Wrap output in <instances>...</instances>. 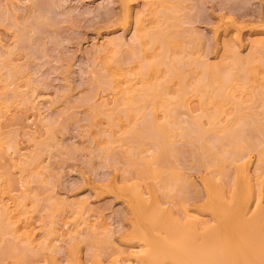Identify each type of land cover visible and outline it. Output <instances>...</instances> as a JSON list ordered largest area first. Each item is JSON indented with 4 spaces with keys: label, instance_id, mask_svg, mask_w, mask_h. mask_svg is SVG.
Segmentation results:
<instances>
[{
    "label": "rangeland",
    "instance_id": "374dc122",
    "mask_svg": "<svg viewBox=\"0 0 264 264\" xmlns=\"http://www.w3.org/2000/svg\"><path fill=\"white\" fill-rule=\"evenodd\" d=\"M263 131L264 0H0V264H264Z\"/></svg>",
    "mask_w": 264,
    "mask_h": 264
},
{
    "label": "bare ground",
    "instance_id": "6f19581e",
    "mask_svg": "<svg viewBox=\"0 0 264 264\" xmlns=\"http://www.w3.org/2000/svg\"><path fill=\"white\" fill-rule=\"evenodd\" d=\"M136 18H137V17H136ZM138 21H139V20H138ZM180 30H181V29H180ZM112 37H113V36H112ZM118 39H119V37H118ZM119 40H120V39H119ZM110 42H111V44H112L113 41H110ZM122 42L124 43V41H122ZM123 43H122V45H123ZM136 43H137V47L133 46L134 48H138V47H139V46H138V42H136ZM229 44H231V43L229 42ZM120 45H121V44H120ZM122 45H121V46H122ZM124 45H125V44H124ZM112 46H113V45H112ZM228 46H229V45H228ZM257 46H258V45H257ZM229 47H230V46H229ZM139 48H140V47H139ZM132 49H133V48H132ZM101 51H102V50H101ZM136 51H137V50H136ZM136 51H135V52H136ZM257 53H259V52H257ZM249 57H250V56H249ZM135 58H137V56H135ZM138 59H139V58H138ZM246 61H247V60H246ZM242 63H243V62H242ZM245 63H246V62H245ZM236 65H237V64H236ZM207 69H208V68H207ZM220 70H222V69H220ZM222 73H223V72H222ZM219 74H221V73H219ZM219 74H218V75H219ZM222 77H223V76H222ZM222 77H221V78H222ZM205 78H206V75H205ZM223 78H224V77H223ZM221 83H223V84H222V88H223L224 85L227 84L226 81H225L224 79H223V81H222ZM224 83H226V84H224ZM220 86H221V85H220ZM224 87H225V86H224ZM226 87H227V86H226ZM218 88H219V87H218ZM218 88H217V89H218ZM222 88L220 87L218 90H220V89L223 90ZM224 89H225V88H224ZM221 90H220V91H221ZM223 93H224V92H223ZM223 93H222V94H223ZM144 95H145V94H144ZM147 95L149 96L150 93H147ZM168 111H169V110H168ZM168 111H167V113H168ZM167 113H166V114H167ZM149 114H150V113H149ZM150 121H151V120H150ZM154 121H155V120H154ZM244 121H245V120H244ZM148 123H149V124H148ZM148 123H147L146 127H147L148 125H149V127H150V125H151V127H152L151 129H154L153 126H152V123H153V122H152V123H151V122H148ZM154 123H155V122H154ZM245 123H246V122H245ZM260 124H261V123H260ZM155 125H156V124H154V127H155ZM157 126H158V125H156V127H157ZM261 126H262V125H261ZM158 127H159V126H158ZM158 127H157V128H158ZM258 127H259V126H258ZM237 128H238V127H237ZM237 128H236V129H237ZM234 129H235V128H234ZM236 129H235V130H236ZM238 129H240V128H238ZM238 129H237V130H238ZM255 130H256V129H255ZM239 131H240V130H239ZM256 131H257V130H256ZM237 132H238V131H236V133H237ZM263 133H264V131H263ZM243 134H244V133H243ZM211 135H212V134H211ZM214 135H215V134H214ZM234 135H236V134H234V132H232L231 134H229V136H227V137L224 135L225 138H223V140L226 139V138H229L228 141H229L230 143H232V142H233L234 144L236 143V146H238V149L240 150L239 152H241V151H243V149H245L246 147L244 148V147H243V144L240 143L241 139H240V140L238 139V138H239L238 136L240 135V133L237 134L238 136H237V139H236V140H239V145H237V144H238V141H237V142L234 141V140H235V139H234V138H235ZM261 135L264 136V134H261ZM161 136H163V135H161ZM221 136H222V135H221ZM221 136L218 137V138H219V139H218V142L221 140V139H220ZM204 137H205V136H204ZM204 137L202 136V138H204ZM222 137H223V136H222ZM202 138H201V139H202ZM208 138H209V136H208ZM211 138H212V136H211ZM199 139H200V138H199ZM206 139H207V138H206ZM230 139H231V140L234 139V140L230 141ZM242 139H245V138H242ZM207 140H208V139H207ZM210 140H211V139H210ZM204 141H205V140H204ZM204 141H203V139H202L201 142H203L204 145H205V147H207V148L209 149V147L207 146V145H209V144H208V143L206 144V142H204ZM243 141H245V140H243ZM246 141H247V140H246ZM246 141H245V142H246ZM249 141H250V140H249ZM199 142H200V141H199ZM208 142H209V141H208ZM224 142H225V141H224ZM241 142H242V141H241ZM247 142H248V141H247ZM247 142H246L245 144H247ZM155 143H157V142H155ZM216 143H217V142H216ZM219 143H223V141H220ZM225 143H226V142H225ZM200 144H201V143H200ZM210 144H211V143H210ZM213 144H214V142H213ZM213 144H211V145H213ZM223 144H224V143H223ZM227 144H228V143H227ZM245 144H244V145H245ZM161 145H162V144H161ZM157 146H160V144H159V145L157 144ZM157 146H156V147H157ZM202 146H203V145H202ZM213 146H214V145H213ZM218 146H219V144H218ZM221 146H222V144H221ZM227 146H228V145H227ZM230 146H231V145H230ZM163 147H164V146H163ZM219 147H220V146H219ZM219 147H218V148H219ZM240 147H241V149H242V148H243V149L241 150ZM247 147H249V146H247ZM157 148H158V147H157ZM160 148H161V146H160ZM166 148H167V147H166ZM207 148H206V150H208ZM216 148H217V147H216ZM216 148H215V149H216ZM199 149H200V148H199ZM202 149H203V147H202ZM202 149H201V150H202ZM212 149H213V148H211V146H210V150H212ZM219 149H220V148H219ZM229 149H230V148H229ZM238 149H237V150H238ZM159 150H160V149H159ZM161 150H163V149L161 148ZM210 150L208 151V152H209V153H208L209 155H210V153H211ZM230 150L233 152L232 149H230ZM230 150H229V152H230ZM237 150H234V153H233V154L236 155ZM214 151H215V150H214ZM218 151L220 152V150H218ZM244 151H245V150H244ZM249 151H250V150H249ZM261 151H262V150H261ZM161 152H162V151H161ZM212 152H213V151H212ZM232 152H231V154H232ZM157 153H158V151H157ZM214 153H215V152H213V154H214ZM217 153H218V152H217ZM217 153H216V154H217ZM243 153H244V152H242V154H243ZM259 153H260V152H259ZM263 153H264V151H262V153H260V154H261V157L264 156ZM158 154H159V153H158ZM162 154H163V152H162ZM220 154H221V153H220ZM229 154H230V153H229ZM229 154H228V155H229ZM242 154L239 155V156H242ZM244 154H246V153H244ZM214 155H215V154H214ZM217 155L219 156V154H217ZM262 155H263V156H262ZM202 156H203V155H202ZM215 156H216V155H215ZM215 156H214V157H215ZM229 156H230V155H229ZM229 156H228V157H229ZM231 156H232V155H231ZM239 156H238V157H239ZM244 156H245V155H244ZM158 157H159V156H158ZM211 157H212V155H211ZM211 157H210V158H211ZM214 157H213V158H214ZM225 157H226V156H225ZM233 157H235V156H233ZM163 158H164V157H163ZM207 158H208V157H206V159H207ZM216 158H217V157H215V160H216V161H217L218 159H221V157H220V158L218 157V159H216ZM235 158H237V156H236ZM235 158H234V162H237V161H235ZM239 158H240V157H239ZM259 158H260V157H259ZM222 159H223V156H222ZM241 159H243V158H241ZM241 159H240V160H241ZM208 160H210V159H208ZM225 160H226V159H225ZM225 160H224V162H222V160H220V162H222V164H223V163H225ZM232 160H233V159H232ZM259 160L262 161V158L259 159ZM259 160H258V161H259ZM211 161H214V160L211 159ZM218 161H219V160H218ZM218 161H217V163H218V166H219V163H220V162H218ZM226 162H228V161H226ZM209 163H210V162H209ZM260 163H261V162H260ZM263 163H264V162H263ZM206 164H207V163H206ZM222 164H221V165H222ZM207 166H208V165H207ZM210 166H213V167H214L215 165H210ZM244 166H245V165H244ZM216 167H217V166H216ZM221 168H223V165H222ZM225 170H226V169H225ZM221 172H224V173H225L224 169L221 170ZM215 173H216V172H215ZM171 175H172V173H171ZM172 176H173V177L175 176V178H174L175 181L167 180V182H168V181H170V182H176V177H177L178 175L176 174V175H172ZM172 176H171V177H172ZM168 177H169V176H168ZM168 177H167V178H168ZM171 177H170V178H171ZM173 177H172V178H173ZM178 177H179V176H178ZM172 178H171V179H172ZM168 179H169V178H168ZM178 179H179V178H178ZM172 180H173V179H172ZM168 184H169V183H167L166 185H168ZM173 184H174V183H173ZM245 186H246V185H245ZM171 187H172V186H171ZM181 188H182V187H181ZM247 201H248V200H247ZM139 203H141V202H139ZM242 213H243V212H242ZM239 216L242 217V216H241V213L239 214ZM239 216H237V217L240 218ZM245 216H246V213H245ZM245 218H246V217H245ZM235 219H236V218H235ZM235 219H234V221H235ZM243 219H244V218H243ZM237 220H238L237 222H239V219H237ZM240 220H242V218H241ZM243 221H244V220H243ZM249 221H250V220H249ZM262 221H263V219L261 218V219L258 220L257 223L260 224ZM240 222H241V221H240ZM244 223L246 224V222H244ZM262 223H263V222H262ZM262 223H261V224H262ZM231 224H232V223H231ZM231 224H229V225H231ZM239 224H240V223H239ZM239 224H238V227H240ZM252 224H253V223H252ZM240 225L243 226L242 223H241ZM235 226H236V225H235ZM252 226H253V225H251V227H252ZM172 227H173V226H172ZM187 227H189V226H187ZM192 227H193V226H192ZM194 227H195V226H194ZM231 227H234L233 224H232ZM245 227H246V225H245ZM228 228H229V227H228ZM249 228H250V227H249ZM175 229H176V228H175ZM175 229H174V230H175ZM232 229H233V228H232ZM247 229H248V228H247ZM176 231H177V229H176ZM178 231H179V230H178ZM178 231H177V232H178ZM184 231H185V230H184ZM196 231H197V230H196ZM214 231H215V230H214ZM232 231H233V230H232ZM232 231H231V232H232ZM179 232H181L182 235L184 234V233H182V231H179ZM179 232H178V233H179ZM231 232H230V233H231ZM173 233H175V232H173ZM205 233H206V232H205ZM239 233H240V232H239ZM246 233H247V232H246ZM175 234H176V233H175ZM175 234H174V235H175ZM232 234H233V233H232ZM235 234H236V233H235ZM242 234H243V233H241V235H242ZM142 235H143V234H142ZM144 235H145V234H144ZM144 235H143V236H144ZM176 235H177V234H176ZM176 235L174 236V238L176 237ZM178 235H179V234H178ZM182 235H179L178 237L180 238V236H182ZM209 235H210V234H209ZM218 235H219V234H218ZM191 236H192V235H191ZM196 236H197V235H196ZM196 236H195V237H196ZM205 236H206V235H205ZM225 236H227V234H225ZM232 236H233V235H232ZM185 237H186V236H185ZM200 237H201V236H200ZM217 237H218V236H217ZM228 237H229V236H228ZM230 237H231V236H230ZM233 237H234V236H233ZM241 237H243V236H241ZM179 238L176 239V242H177V240H178ZM198 238H199V236H198ZM208 238H210V237H208ZM221 238H222V237H221ZM224 238H225V237H224ZM236 238H238V235H236ZM239 238H240V237H239ZM168 239H171V238H168ZM199 239H200V238H199ZM229 239H230V238H229ZM242 239H243V238H242ZM154 240H155V239H154ZM165 240H166V239H165ZM182 240H183V238H182ZM185 240H186V239H185ZM185 240H184V241H185ZM201 240H202V239H201ZM216 240H217V241L214 242V243H215V248H214V250H213V249H212V250L215 251V252H218V250H217V246H219L220 243H219V240H218V239H216ZM227 240H228V239H227ZM238 240H239V239H238ZM160 241H161V240H160ZM169 241L172 243L171 240H169ZM198 241H199V240H198ZM233 241H234V240H233ZM241 241L244 242L243 240H241ZM181 242H182V241H181ZM181 242H180V243H181ZM195 242H196V241H195ZM208 242H209V241H208ZM223 242H224V241H223ZM226 242H227V241H226ZM226 242H225V243H226ZM236 242H237V241H236ZM238 242H239V241H238ZM246 242H247V241H246ZM246 242H245V243H246ZM168 243H169V242H168ZM180 243H179V244H180ZM182 243H183V244H182ZM182 243H181L182 245H180V246L172 247V248H174V249H173V250H174V253H172V255L169 254V255H171V256H169V257H166V256H165L166 252H165L164 255H161V253H160V255H159V254L157 253V252H158L157 250H160L159 248H161V247L158 246L159 248H158V249H157V248L155 249V247H157V245H154V243H153V245H151V246H155V247H152V248H153V250H156L157 252L154 253L153 255L149 254L148 257H147V256H144V257H147V259H148V261H149V262H148V261H147V262H148L149 264H163V262H164L165 259H172V260L174 261L175 264H197V263L199 264L200 260L202 259V255H201L200 252H198L199 249H198V248L196 247V245H195V244L198 243V242H196V243L194 244V243H192L191 240L188 239L187 241L182 242ZM199 243H200V242H199ZM229 243H230V242H228V244H229ZM149 244H152V243H149ZM149 244H148V245H149ZM169 244H170V243H169ZM174 244H175V243H173L172 245H174ZM236 244H238V243H236ZM242 244H243V243H242ZM250 244H251V240H250ZM172 245H171V246H172ZM193 245H194V246H193ZM205 245H206V244H205ZM259 245H260V244H259ZM171 246H170V248H171ZM197 246L199 247L198 244H197ZM200 246H201V245H200ZM207 246H208V245H207ZM207 246H206V247H207ZM236 246H237V245H236ZM239 246H240V245H238V248H239ZM248 246H249V245H248ZM254 246H255V245H254ZM168 247H169V245H168ZM211 247H212V246H211ZM225 247H226V246H225ZM242 247H243V246H242ZM255 247H256V246H255ZM162 248H163V247H162ZM236 248H237V247H236ZM244 248L248 251V248H247V247H244ZM261 248H262V247H261ZM197 249H198V250H197ZM218 249H220V248H218ZM224 249H225V248H224ZM226 249H227V248H226ZM226 249H225V250H226ZM253 249H254V247H253ZM148 250H149V249H148ZM164 250H165V249H164ZM237 250H238V249H237ZM243 250H244V249H243ZM161 251H162V249H161ZM171 251H172V250H171ZM226 251H227V250H226ZM261 251H262V250H261ZM162 252H163V251H162ZM202 252H203V251H202ZM219 252H220V251H219ZM236 252H237V251H236ZM245 252H246V251H245ZM245 252H244V253H245ZM248 252H249V251H248ZM252 252H253V251H252ZM252 252H251V253H252ZM259 252H260V251H259ZM198 253H199V254H198ZM203 253H204V252H203ZM227 254H228V253H227ZM242 254H243V253H242ZM247 254H248V253H247ZM212 255H213V254H212ZM240 255H241V254H240ZM256 255H257V254H256ZM260 255H261V254H260ZM218 256H219V255H218ZM243 256H244V255H243ZM250 256H251V255H250ZM237 257H238V256H237ZM237 257H236V258H237ZM240 257H241V256H240ZM240 257H238V258H240ZM252 257H253V256H252ZM256 257H257V256H255V261H257ZM217 258H218V257H217ZM194 259H196V260L194 261ZM230 259H231V258H230ZM241 259H242V258H241ZM241 259H240L239 261H241ZM245 259H247V257H246ZM259 259H260V258H259ZM227 260H228V259H227ZM233 260H236V259H233ZM237 260H238V259H237ZM237 260H236L235 262H237ZM252 260H253V259H252ZM260 260H261V259H260ZM167 261L169 262V260H167ZM218 261H219V260H218ZM228 261H229V260H228ZM243 261H244V260H243ZM246 261H247V260H246ZM253 261H254V260H253ZM140 262H142V261H140ZM168 262H167V263H168ZM231 262H233V261H231ZM247 262H248V261H247ZM251 262H252V261H251ZM170 263H171V262H170ZM206 263H207V262H206ZM206 263H205V264H206ZM238 263H239V262H238ZM260 263H262V261H261ZM141 264H142V263H141ZM143 264H144V262H143ZM200 264H201V262H200ZM217 264H218V263H217ZM230 264H231V263H230ZM240 264H241V263H240ZM248 264H249V263H248ZM253 264H254V263H253Z\"/></svg>",
    "mask_w": 264,
    "mask_h": 264
}]
</instances>
